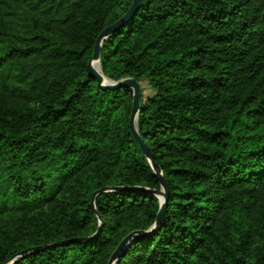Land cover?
I'll return each mask as SVG.
<instances>
[{
	"label": "trees",
	"instance_id": "obj_1",
	"mask_svg": "<svg viewBox=\"0 0 264 264\" xmlns=\"http://www.w3.org/2000/svg\"><path fill=\"white\" fill-rule=\"evenodd\" d=\"M133 1L0 0V264H108L154 225L133 93L87 71ZM100 72L153 92L137 130L169 190L116 264H264V0H141Z\"/></svg>",
	"mask_w": 264,
	"mask_h": 264
},
{
	"label": "water",
	"instance_id": "obj_2",
	"mask_svg": "<svg viewBox=\"0 0 264 264\" xmlns=\"http://www.w3.org/2000/svg\"><path fill=\"white\" fill-rule=\"evenodd\" d=\"M140 4H141V0H134L130 9L123 16V18L120 21H118L116 24L105 29L100 34V36L97 38V41H96L95 46H94L93 56H92L91 60L89 61L88 66H87L88 76L97 80L98 85L100 87H102L103 89L115 90L118 88H129L132 91L133 96H132V110H131V118H130V133H131L132 137L134 138V140L140 146L145 158L149 161L150 166L153 170V174L159 180L160 186H161L159 191H151L150 192L151 194H153L154 196H156L159 199V211H158L154 225L150 228L149 231H146V232L137 231V232H133V233L127 235L120 242V244L118 245L116 250L112 253V255L108 261V264H116L120 254L125 249H127L129 246L132 245L133 240L140 238V237H143V236H147L152 232H156L161 227V225L163 224V222L165 220L167 199L169 196V190L167 187V183H166L162 173L160 172L159 167L157 166V164H155L153 156L150 152V149L142 141V139L138 133V130H137V121H138V117H139V113H140V102L142 99L140 85L134 79H129V78L123 79L119 82H113V81L109 80L108 78L104 77L101 72H98L95 69V66H97L99 71H100V50H101V46H102L103 42L110 36L112 31L116 27L122 25V23L124 21H126L139 8ZM108 190H112V189L105 188V189L99 190L98 192H96L92 196L91 206L94 209H95L94 202H95L96 196L99 195L100 193L106 192ZM98 220L101 223V219L98 218ZM99 232H100V228L96 232L95 236H97ZM42 249H44V247L26 250L25 252H22L19 255H17L16 257L12 258L7 264H12L18 258H20L22 255L27 254L32 250H42Z\"/></svg>",
	"mask_w": 264,
	"mask_h": 264
},
{
	"label": "rangeland",
	"instance_id": "obj_3",
	"mask_svg": "<svg viewBox=\"0 0 264 264\" xmlns=\"http://www.w3.org/2000/svg\"><path fill=\"white\" fill-rule=\"evenodd\" d=\"M140 86H141V92H142L143 99L148 98L153 95V92L150 90L147 83L142 82L140 83Z\"/></svg>",
	"mask_w": 264,
	"mask_h": 264
},
{
	"label": "bare ground",
	"instance_id": "obj_4",
	"mask_svg": "<svg viewBox=\"0 0 264 264\" xmlns=\"http://www.w3.org/2000/svg\"><path fill=\"white\" fill-rule=\"evenodd\" d=\"M95 69H96L98 72H100L97 66H95Z\"/></svg>",
	"mask_w": 264,
	"mask_h": 264
}]
</instances>
